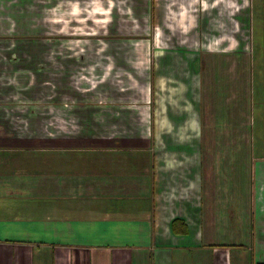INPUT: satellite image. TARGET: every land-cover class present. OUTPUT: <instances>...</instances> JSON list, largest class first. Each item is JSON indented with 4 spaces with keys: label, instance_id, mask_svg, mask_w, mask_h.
I'll list each match as a JSON object with an SVG mask.
<instances>
[{
    "label": "crops",
    "instance_id": "obj_1",
    "mask_svg": "<svg viewBox=\"0 0 264 264\" xmlns=\"http://www.w3.org/2000/svg\"><path fill=\"white\" fill-rule=\"evenodd\" d=\"M178 1L0 0V264L264 263V148L251 123L253 81L264 92V2L257 0L261 34L255 16L248 21L261 56L231 71L250 81L246 102L235 121L222 105L206 127L205 57L179 35L155 56L147 36L179 24ZM9 32L22 38L6 45ZM33 32L127 37L98 67L112 56L120 68L105 80L121 82L133 102L70 103L68 81L82 73L74 69L87 49L66 55L64 38L54 40L53 72H44L49 60ZM211 60L231 64L225 55ZM132 78L148 80L149 93ZM45 79L58 81L59 103L17 98L36 97ZM244 246L250 251H236Z\"/></svg>",
    "mask_w": 264,
    "mask_h": 264
},
{
    "label": "rangeland",
    "instance_id": "obj_2",
    "mask_svg": "<svg viewBox=\"0 0 264 264\" xmlns=\"http://www.w3.org/2000/svg\"><path fill=\"white\" fill-rule=\"evenodd\" d=\"M166 2H168V0H161V3L166 4ZM253 2L255 3V6H253ZM259 3L260 2L257 0H180L175 4H178L179 6L176 7L177 10L174 11L176 13L173 14L174 19H177L176 22L179 24L175 23V26H171L173 29H170V31L166 30L167 32H164L162 28L159 27L155 39L153 37V32L147 35L150 37L149 40L151 46L154 44L151 47V52L155 49V56L159 55L164 47L179 35L177 39L179 40V43H184L186 45L187 51L196 50L194 46L196 45L199 52L205 57V63H203L202 66L204 68V74L208 77V80L207 84L203 86L202 105L204 106V110H206L208 118H206V127H210V124L213 121V111L215 113L219 112L222 105L227 106V110H230L231 113L233 112V121H235L237 117L236 108L246 102L245 95L241 93L246 90L245 88L248 87L250 81L245 79L242 80L240 78L242 76L236 77L233 73H237V69L241 68L244 58L254 57L255 55L256 58H259L258 55L261 56L259 48L261 50L263 45L261 42L255 43L257 40H253L252 27L248 25V21L251 23V15L255 16H252V20L255 23V25H253V31L255 29V36L261 34V23L259 22L258 16L261 5ZM262 8H264V4L262 5ZM177 25L179 26L175 29ZM35 33L36 32L31 33L32 36H37L42 39L40 44L44 46L45 49V53L43 54V56H45V62L49 60L47 62L49 67H47V69L44 68V72H53V63H50V61L58 55L55 49H51V44H53L54 40L64 38L61 49H64V54L66 55L70 54V52L71 54L74 53V55H78L80 50L83 48L87 49L86 55L88 57L75 65L74 69V71L82 73L68 81L70 95H68L66 99H68L70 103L74 104L75 102L76 104L86 100L87 103L95 104L97 106L103 103H118L116 105L122 107L127 102H133L130 100L132 97L131 95H127L120 91L121 82L117 87L119 81L105 80L108 74L114 72L113 70L116 65L120 68L118 64L115 65V60L112 56L109 55L110 59L105 61L103 70L98 67L100 60L98 57H101L100 55H105L106 51L110 52L115 48L114 45L118 46L119 42L121 43L124 39H127V37H118V35H112L110 32H72L66 33V37L59 36V33L56 35L51 32L38 33L39 35H36L37 33ZM7 36L10 40L5 41ZM20 36L19 32L2 34L1 37H4L2 39L7 43L2 42V44L14 45L19 38H22ZM137 38H140V36H137ZM188 40L190 43L187 42ZM243 43H246L244 47L241 46ZM124 49L125 48L121 50ZM148 51H150V49L146 51V54ZM215 54H219L220 56L225 55L231 58V64L228 66L230 67L229 71L226 70L228 67L223 69L219 64H215L213 60H211ZM237 59L238 61H236ZM148 60L149 56L146 57V61L142 59L139 63L146 66L147 63H149ZM45 65L46 63L44 64V67ZM58 65L55 63L56 67ZM231 71H233V73H231ZM257 72L259 73L258 68ZM82 74H86V78H83ZM34 82L35 79L33 77L29 83L33 84ZM57 82L58 81L45 79L43 80L42 88L37 92L36 97L23 98L22 95L18 94L17 98L21 99L22 97V99H26L29 104L31 102L44 103L45 105H49L50 108L52 104L60 102L57 101V99L61 96L56 92L57 88L54 86ZM253 82L252 107L254 108V114L251 123L255 126L257 145L259 148L263 149L264 136L262 137L261 133L264 131L261 130V120L262 111L264 109V92L263 89L262 92L260 91L261 87L259 85H261V81L256 80V82ZM17 83L19 84V81H17ZM127 83H131V86H134L136 89L142 88L145 93H149L150 87L148 80L132 78V80L127 81ZM218 84H220V87ZM221 84L223 86H221ZM223 93H227L226 96H221ZM228 94L229 96H227ZM218 95L221 103L216 98ZM16 100H13V102L16 103ZM18 102L21 103V101ZM140 108H144L146 114L144 115L143 112H140L139 117L143 120H147L146 107L141 106ZM98 116L97 113V118ZM240 131H243V128ZM248 132L249 131L246 129L245 134ZM238 228L242 229L240 227ZM240 240L241 239L237 242ZM247 248V246H244V249L241 248V250L236 251H250Z\"/></svg>",
    "mask_w": 264,
    "mask_h": 264
},
{
    "label": "trees",
    "instance_id": "obj_3",
    "mask_svg": "<svg viewBox=\"0 0 264 264\" xmlns=\"http://www.w3.org/2000/svg\"><path fill=\"white\" fill-rule=\"evenodd\" d=\"M258 264H264V263H258Z\"/></svg>",
    "mask_w": 264,
    "mask_h": 264
}]
</instances>
